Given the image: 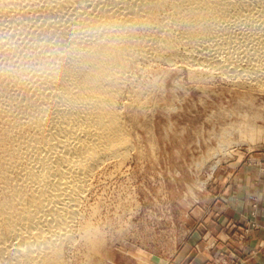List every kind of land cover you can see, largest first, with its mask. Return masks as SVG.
Segmentation results:
<instances>
[{
  "label": "bare ground",
  "instance_id": "6f19581e",
  "mask_svg": "<svg viewBox=\"0 0 264 264\" xmlns=\"http://www.w3.org/2000/svg\"><path fill=\"white\" fill-rule=\"evenodd\" d=\"M158 63L264 92V0H0V264L92 243L87 195L137 146Z\"/></svg>",
  "mask_w": 264,
  "mask_h": 264
},
{
  "label": "rangeland",
  "instance_id": "374dc122",
  "mask_svg": "<svg viewBox=\"0 0 264 264\" xmlns=\"http://www.w3.org/2000/svg\"><path fill=\"white\" fill-rule=\"evenodd\" d=\"M146 71L159 81L154 101L134 117L129 159L108 162L94 177L84 211L96 237L78 240L75 264H181L180 253L200 251L185 243L204 221L200 210L217 191V175L243 162L264 175V92L217 77L200 82L182 63ZM258 208L253 200L246 233L264 229ZM236 255L219 251L212 264L247 263Z\"/></svg>",
  "mask_w": 264,
  "mask_h": 264
},
{
  "label": "crops",
  "instance_id": "0c3cea01",
  "mask_svg": "<svg viewBox=\"0 0 264 264\" xmlns=\"http://www.w3.org/2000/svg\"><path fill=\"white\" fill-rule=\"evenodd\" d=\"M215 181L216 193L209 194L212 200L204 212L200 210L204 221L185 243L187 249L199 243L200 251L188 257L180 253L178 256L184 259L181 264H212L222 250L230 257L245 256L246 264H261L264 229H250L247 233L245 229L249 227L253 200L259 204L257 219L264 224V175L243 162L226 167Z\"/></svg>",
  "mask_w": 264,
  "mask_h": 264
}]
</instances>
